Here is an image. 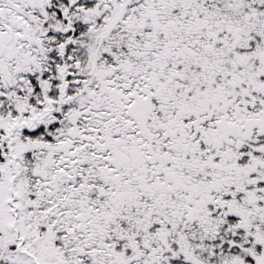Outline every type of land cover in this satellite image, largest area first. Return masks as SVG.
Segmentation results:
<instances>
[{"label": "snow or ice", "instance_id": "1", "mask_svg": "<svg viewBox=\"0 0 264 264\" xmlns=\"http://www.w3.org/2000/svg\"><path fill=\"white\" fill-rule=\"evenodd\" d=\"M0 264H264V0H0Z\"/></svg>", "mask_w": 264, "mask_h": 264}]
</instances>
